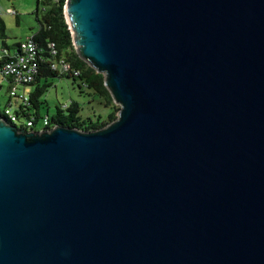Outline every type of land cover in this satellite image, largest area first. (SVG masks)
<instances>
[{
    "label": "water",
    "instance_id": "obj_1",
    "mask_svg": "<svg viewBox=\"0 0 264 264\" xmlns=\"http://www.w3.org/2000/svg\"><path fill=\"white\" fill-rule=\"evenodd\" d=\"M64 13L118 115L0 117V264H264V0Z\"/></svg>",
    "mask_w": 264,
    "mask_h": 264
},
{
    "label": "trees",
    "instance_id": "obj_2",
    "mask_svg": "<svg viewBox=\"0 0 264 264\" xmlns=\"http://www.w3.org/2000/svg\"><path fill=\"white\" fill-rule=\"evenodd\" d=\"M66 1L38 0V11L34 14L38 29L30 38L35 43L37 52L42 56L43 61L40 63L39 73L34 81L28 85L30 93L27 103L16 100L17 109L15 111L13 109L17 121L20 124L26 123L21 129L40 131L41 129H50L60 125L82 131H91L102 128L117 118L116 112L119 109H115V103L105 86L104 76L98 74L83 61L74 48L72 34L64 13ZM6 29L5 23L0 20L1 44L9 51V55L5 56L3 61H0V90L5 85L3 75L5 61L11 59L12 55L17 57L22 54L20 42L14 45H9L6 42L8 38ZM52 43L57 51L55 55L52 54L49 48ZM62 61L69 66L68 69L60 65ZM52 64L57 65V69L54 70ZM59 78L72 80L79 87L80 94L87 96L89 102L96 103V106L105 108L108 113L86 117L83 115L84 109L80 106V103L71 101L67 104H58L55 113L51 115L49 102L45 96L52 86V81ZM7 82V89L10 93L11 82L9 80ZM11 99L15 98L10 96L8 107L12 105ZM43 110H46V112L43 113ZM0 117L11 122L6 110L0 109ZM106 119L109 121L108 123L105 121ZM40 122H42V128L38 129ZM45 122L47 125L44 124ZM28 123H32V126L28 127Z\"/></svg>",
    "mask_w": 264,
    "mask_h": 264
},
{
    "label": "rangeland",
    "instance_id": "obj_3",
    "mask_svg": "<svg viewBox=\"0 0 264 264\" xmlns=\"http://www.w3.org/2000/svg\"><path fill=\"white\" fill-rule=\"evenodd\" d=\"M37 5L38 0H0V20L6 24L7 41L10 45H14L20 39H24L27 34L37 31L38 23L34 16ZM9 8L16 11V14L9 13ZM45 98L49 102V112L51 115L55 113L58 104H67L71 101L80 103V106L84 109L83 115L86 117L108 113L105 108L96 106V103L89 102L87 96L80 94L77 84L65 78L53 80L52 86L49 88ZM9 99L10 93L5 83L4 87L0 90V109L13 113V110L8 107ZM11 104L15 111L18 105L16 99H11ZM114 105L115 109H119L118 105ZM45 112L46 110H43V113ZM116 115H118V112H116ZM105 121L109 122L107 119ZM41 128L42 122L38 125V129Z\"/></svg>",
    "mask_w": 264,
    "mask_h": 264
},
{
    "label": "built area",
    "instance_id": "obj_4",
    "mask_svg": "<svg viewBox=\"0 0 264 264\" xmlns=\"http://www.w3.org/2000/svg\"><path fill=\"white\" fill-rule=\"evenodd\" d=\"M10 13L16 14V11H10ZM22 54L19 56H11V59L6 60L3 67V75L5 78V83L7 84V80L11 82L10 96L14 97L16 100L21 101L23 103H27L29 98V87L40 70V63L43 61V58L37 52V47L33 42L32 38H27L25 41L20 42ZM52 54H56L55 45L52 43L49 45ZM9 55V51H7L3 46H0V61H3L5 56ZM65 69H68L69 66L62 61L60 63ZM57 65L52 64V68L57 69ZM11 110L14 108L9 107ZM9 119L12 123L16 124L18 127H24L26 123L20 124L14 113H9ZM47 125V123H44ZM28 127L32 126V123L27 124ZM42 130V129H41Z\"/></svg>",
    "mask_w": 264,
    "mask_h": 264
},
{
    "label": "crops",
    "instance_id": "obj_5",
    "mask_svg": "<svg viewBox=\"0 0 264 264\" xmlns=\"http://www.w3.org/2000/svg\"><path fill=\"white\" fill-rule=\"evenodd\" d=\"M13 9L9 8V13L10 11H12ZM14 11V10H13ZM6 25V24H5ZM37 32V31H36ZM33 34V33H32ZM32 34H27V36L24 39H20L19 42L25 41L27 38H29L30 36H32ZM6 42L9 43L6 39ZM2 43V42H1ZM10 45V44H9ZM0 46H2V44H0Z\"/></svg>",
    "mask_w": 264,
    "mask_h": 264
}]
</instances>
